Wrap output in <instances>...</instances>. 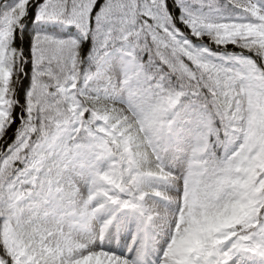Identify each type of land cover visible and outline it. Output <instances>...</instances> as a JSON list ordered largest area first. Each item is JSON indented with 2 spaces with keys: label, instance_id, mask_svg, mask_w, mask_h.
<instances>
[{
  "label": "snow or ice",
  "instance_id": "1",
  "mask_svg": "<svg viewBox=\"0 0 264 264\" xmlns=\"http://www.w3.org/2000/svg\"><path fill=\"white\" fill-rule=\"evenodd\" d=\"M0 264H264V0H0Z\"/></svg>",
  "mask_w": 264,
  "mask_h": 264
},
{
  "label": "rangeland",
  "instance_id": "2",
  "mask_svg": "<svg viewBox=\"0 0 264 264\" xmlns=\"http://www.w3.org/2000/svg\"><path fill=\"white\" fill-rule=\"evenodd\" d=\"M110 234L113 237L111 240V244L116 250H119V254H129V249H131L132 253L134 254L136 248L139 245V241L135 239L136 227L134 223L130 224L127 230L122 231L119 227L118 222L117 224H114L113 227L110 229ZM121 244H123L122 250ZM157 251L162 256V249L157 247L156 249H154V253ZM152 259L158 261V257L155 254H153Z\"/></svg>",
  "mask_w": 264,
  "mask_h": 264
},
{
  "label": "trees",
  "instance_id": "3",
  "mask_svg": "<svg viewBox=\"0 0 264 264\" xmlns=\"http://www.w3.org/2000/svg\"><path fill=\"white\" fill-rule=\"evenodd\" d=\"M222 2H224V0H222ZM229 8H231V6H229ZM237 12L239 11V10H236Z\"/></svg>",
  "mask_w": 264,
  "mask_h": 264
}]
</instances>
